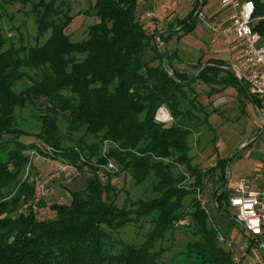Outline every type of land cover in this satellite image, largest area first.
Masks as SVG:
<instances>
[{"label": "trees", "instance_id": "obj_1", "mask_svg": "<svg viewBox=\"0 0 264 264\" xmlns=\"http://www.w3.org/2000/svg\"><path fill=\"white\" fill-rule=\"evenodd\" d=\"M254 1L255 16H263L264 0ZM200 3L187 18L176 19L177 29L170 24L160 32L139 19L137 0H95L84 12L95 21L80 41L66 32L74 19L71 0L33 2L35 42L19 35L16 45L0 25V264H235L233 250L222 245L201 203L194 198L185 210V196L203 188L218 168L215 204L225 209L230 197L229 188L224 190L226 161L206 169L192 163V136L209 124L208 107L193 84L235 85L249 94L221 60L211 58L196 75L200 60L189 75L175 67L177 51L156 42V35L168 43L175 33L192 32ZM254 29L264 38V18ZM163 106L170 121L156 118ZM30 137L38 141H27ZM32 150L90 172L83 188L69 190V201L45 200L38 212L25 214L20 208L33 200L34 185L20 175ZM108 159L119 169L100 176ZM120 171L137 184L149 180L155 196L118 204L112 175ZM187 174L195 177L190 187L182 185ZM45 211H51L49 217L40 214ZM151 215L154 226L139 245L114 235ZM187 215L184 231L191 238L179 240L166 258L172 248L163 242Z\"/></svg>", "mask_w": 264, "mask_h": 264}, {"label": "rangeland", "instance_id": "obj_2", "mask_svg": "<svg viewBox=\"0 0 264 264\" xmlns=\"http://www.w3.org/2000/svg\"><path fill=\"white\" fill-rule=\"evenodd\" d=\"M37 1L39 0H0V25L14 39L16 45L20 44L15 39L19 35L23 36L25 43L35 42L37 25L32 8L33 2ZM195 1L160 0L155 7L157 20H148L145 13L149 5L145 0H140L137 15L142 22L150 25L151 28L156 26V21L164 23L168 19V25L171 24L173 29H177L175 18H187L193 10ZM71 3V14L74 15V19L67 27L66 32L70 34L72 40L80 41L88 36L89 26L95 21L94 17L84 14L85 10L95 3V0H71ZM168 5H173L174 10L168 11ZM220 8L218 0L208 1L204 5L202 14L198 16L196 27L192 32L181 37H178V34L175 33L168 43L159 39L158 42L162 48H168L171 52L177 51L180 60L176 61L175 67L181 72L192 75L196 72V64L200 60L206 64L211 58H217L227 66L231 64L232 54L223 40L209 48L211 36L207 31V25L211 21V17ZM49 33L46 32L41 40L44 41ZM150 53L151 51L148 50L146 56L149 57ZM193 88L199 93V100L202 104L208 107L209 124H202L196 128L192 136L191 142L194 148L192 163L206 169L219 161H226L227 170L231 173L228 190L231 195L233 185L242 176H256L259 174V169L264 167V129L260 123V115L253 104V100L249 98L250 96L235 85H228L223 88V85L209 84L198 80L193 84ZM213 88L219 90L214 91ZM26 123L25 120H20L22 127L29 128ZM34 129L38 128L35 127ZM26 140L38 141L33 137L26 138ZM238 150L240 151L236 153ZM47 151L52 152V147L49 146ZM31 152V159L20 177L22 181H28L34 185L36 178L44 177L50 172L51 164L49 158L45 157L43 152L39 150H32ZM181 168L184 171L186 170L185 166ZM89 172V170H86L83 173L73 168L70 177L63 178L58 182L53 197L48 198L45 203L69 201V190L83 188L86 185V176L89 175ZM219 172L220 169L218 168L215 175L208 177L207 184L203 187L207 199L210 224L228 240L222 242V245L233 250L234 254L242 258L241 244L247 232L234 217L237 214V209L230 205H226L225 209H220L215 204L217 196L214 195L221 185L218 178ZM112 177L113 183L119 191L117 201L120 205L131 206L133 200L138 198L148 199L155 196L149 180L137 184L131 174L126 171H120L118 175L113 174ZM186 178L182 185L190 187L189 183L193 182L195 177L187 174ZM194 198H196L194 193L185 196L184 202L186 203L185 210L187 212H189V205ZM40 214L49 217L51 211L41 212ZM151 218L152 215L148 219L132 222L119 232L113 231V233L125 242L139 245L145 239V234L154 226ZM189 220L190 217L187 215L185 219L180 220L175 225L173 230L168 232L163 245L172 249L166 252V258L172 255L173 249L179 244V240L191 238L190 233L184 231V224H187Z\"/></svg>", "mask_w": 264, "mask_h": 264}, {"label": "built area", "instance_id": "obj_3", "mask_svg": "<svg viewBox=\"0 0 264 264\" xmlns=\"http://www.w3.org/2000/svg\"><path fill=\"white\" fill-rule=\"evenodd\" d=\"M138 2L140 0H137ZM150 8L146 15L150 19L155 18V5L159 0H149ZM210 1V0H207ZM220 10L216 12L207 25L211 36L209 48L223 40L232 54V61L229 65L238 78L243 81L254 100V106L260 115V123L264 129V38L260 32L254 29V22L264 18L255 16L256 3L254 0H218ZM168 5L167 9L171 10ZM202 12L200 13V15ZM158 31L165 29V24L156 21ZM157 42L160 39L156 35ZM164 107V106H163ZM161 107L156 118L159 121L167 122L172 115H164V108ZM108 143L105 142L104 152ZM51 170L44 177H38L34 181V198L21 208V212L36 213L42 201L53 197L58 182L63 178L70 177L71 163L64 159H50ZM118 164L112 160L102 164L97 171L100 176L105 172L118 170ZM196 199L206 209L207 199L203 188L198 187L195 191ZM228 205L237 209L234 215L239 224L246 230L247 234L241 244L243 250L242 258L234 254L235 264H264V167L258 178L254 176H242L232 187V194L229 197ZM221 241L228 240L220 233ZM260 239V245L257 242Z\"/></svg>", "mask_w": 264, "mask_h": 264}, {"label": "water", "instance_id": "obj_4", "mask_svg": "<svg viewBox=\"0 0 264 264\" xmlns=\"http://www.w3.org/2000/svg\"><path fill=\"white\" fill-rule=\"evenodd\" d=\"M204 4H205V0H201V3H200V5H199V8L197 9V11L195 12V14L193 15L192 19H194V18H196V17H198V16L200 15V13L202 12V9H203V7H204ZM156 42H157V38H156ZM161 52H162V51H161ZM207 64H208V63L203 64L202 66H200V68H199V70H198V73H199V72L202 70V68H203L204 66H206ZM222 66H223V67H226V68H228V69H230V70L232 71V69H231L230 66H227V65H222ZM232 72H233V71H232ZM198 73H197L196 75H198ZM233 73H234V75L238 78V76L235 74V72H233ZM172 76H173L175 79H178V77L176 76V74H175L174 72H172ZM178 80H179V79H178ZM238 80L241 82V85L245 88V90H246L247 93L249 94L251 100H253V104H254L253 96H252V94L250 93V91L248 90L246 84H245L244 82H242L239 78H238ZM239 151H240V150H238L236 153H238ZM227 173H228V175H227V184H226L224 190H226V189L229 188V186H230V182H231V173L229 172V170H227ZM217 199H218V196H217V198H216L215 201H217ZM257 242H258L260 245H262L260 239H258V238H257ZM263 248H264V246H263Z\"/></svg>", "mask_w": 264, "mask_h": 264}, {"label": "crops", "instance_id": "obj_5", "mask_svg": "<svg viewBox=\"0 0 264 264\" xmlns=\"http://www.w3.org/2000/svg\"><path fill=\"white\" fill-rule=\"evenodd\" d=\"M145 1H146L147 4L149 5V6H148V9H149L150 6H151L150 1H149V0H145ZM159 1H160V0H159ZM197 1H198V0H196V1L194 2V6H195V4H196ZM207 2H208V1H207ZM207 2H206V3H207ZM156 5H157V3H156ZM156 5H155V7H156ZM170 6H171V5H170ZM171 7H172L171 10L173 11V10H174V6L172 5ZM193 8H194V7H193ZM203 8H204V7H203ZM154 10H155V8H154ZM167 10H168V9H167ZM171 10H168V11H171ZM202 10H203V9H202ZM147 11H148V10H147ZM147 11H146V12H147ZM145 16H146V18H147L148 20L150 19V18L147 17L146 13H145ZM155 19H156V11H155V18H154V20H155ZM176 19H181V18H178V17H177V18H175V21H176ZM151 20H152V19H151ZM156 20H157V19H156ZM167 21H168V19L164 21L165 28H167V27L169 26V25H168L169 23H167ZM207 31H208V30H207ZM163 108H164V115H165V116H167V114H170V111H169L165 106H164ZM261 169H262V168L259 169V174L256 175V176H254L255 178H258V177H259V175H260V173H261Z\"/></svg>", "mask_w": 264, "mask_h": 264}]
</instances>
